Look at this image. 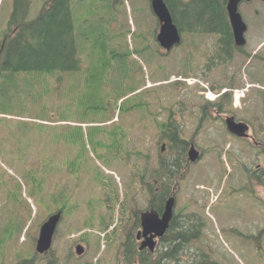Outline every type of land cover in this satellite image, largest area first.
I'll return each instance as SVG.
<instances>
[{
    "label": "rangeland",
    "instance_id": "1",
    "mask_svg": "<svg viewBox=\"0 0 264 264\" xmlns=\"http://www.w3.org/2000/svg\"><path fill=\"white\" fill-rule=\"evenodd\" d=\"M100 1L104 4L103 0ZM130 2L131 5L129 4ZM130 2H128L127 8L125 4L123 5L125 7L124 10L119 8L120 12L114 28L116 29L119 25L118 27H125L124 30H126V28L132 26L134 33L140 31L139 25L142 24L146 31L145 14L142 13L141 8L135 6V0H130ZM137 3L138 6L141 5L138 0ZM142 3L145 5L144 0H142ZM5 4L6 0H0V16L2 19H5L7 16V11L4 10ZM82 10L83 9L79 8L77 13L80 14L79 16H81ZM254 18H256V16H254L253 13L249 35L247 34V36H250V38H248L249 45H247L245 49L249 54H251L252 51H256L259 36L257 34L259 27L256 25ZM81 21L84 22V20ZM148 29L151 32L152 24L148 25ZM147 37L149 38L151 47H154L156 50L158 48L161 57L157 59L155 57V62H153L151 50L142 53L133 51L132 48L142 46L139 39L137 42L134 39H132V41L128 39L122 40V44H129L131 54L125 57V64L121 62L116 64V70L114 69L115 61L112 62V67L109 68L108 75L104 78L103 85L100 86L99 89L93 87V81L99 77L98 74L101 70V64L96 61L97 58L95 56H91L92 61L89 64V67H91L84 75L70 74L69 81L68 83L66 81L64 87L58 86L56 83L55 88L58 91L55 90V92L53 90L52 92L50 91V86L48 82L45 81L44 74H21L14 75L12 78H5L4 91H0V118H2L0 119V125L5 127V131L8 129H17L18 131L14 137L9 138H7L6 135L4 136L5 131H3L2 134L0 133V138H2L0 140V146H5L7 148L6 157H4V159L0 157V170H6L9 176H14V179L22 184L23 191L19 192V187H17V190L13 192L15 185L14 182L10 181L12 178L4 176L3 183H6L4 182L5 179L9 184L6 188L0 187V234L3 226L16 209V206H18V211L14 218V235L11 239L12 241L7 240L6 245L0 251V264H17L19 258L24 259L32 257H36L37 264H46L47 262L46 257L33 256L35 254L33 239L38 237L40 225L45 220L47 213L53 211V203L46 204L50 208V210L46 212L47 207L45 205L41 206L40 204L39 192H37L36 195L31 193L30 184L25 178L23 169H25V165L26 169L28 166L40 169L42 159L49 155H52V159L56 162H60L61 164L67 163L71 176L69 180L68 173L65 172V165L60 166V168H62V173L57 175V177L49 175V179L44 185L45 190L43 191V195L45 198H58L59 193H57V185L60 183H63L66 187L64 190L65 194L68 193L69 190L71 191L69 194L70 199L74 196H78L76 199L74 198L72 200V210L67 214V217L59 226L60 232H58V236L54 241L53 249L57 251V254L62 260H65L69 255L71 261L76 263L82 262L77 258L72 259L76 257V255H73L70 251H74L75 254V248L77 246L75 243L79 238L72 240L70 236L73 233H80L83 231L84 227H91L89 224L91 209L88 208V212L85 201H87V204L90 202V206L93 208L98 207L99 201L91 191L93 192L94 188L97 190L96 195L100 199L102 198L101 189L103 186L94 179V176L96 179L102 177L103 173H101L100 169H103L115 174V187L112 186V176H109L111 175L109 172H106L108 176L104 179L106 184L112 187V190L115 188L118 189L119 184L120 200L116 207L115 218L112 221V223L117 224L116 229H118V231L113 237L110 236L107 238V236H105L104 242H102V238L100 237L99 247L96 244V234H90V243H80L86 251L81 259L84 260L83 262L92 261L93 264H120L121 258L119 257L121 253L120 249H117V246L120 247L119 239L123 232L120 228V223L122 220H128V216L132 209H137V207L143 209V207H147L149 197L146 187L138 180L142 176L136 179L134 176H130V172L134 171L138 174V171H141V175L144 174L147 181H151V173L154 171L153 169L158 166L159 149L163 144L162 141L159 145L161 139L159 124L167 122L170 116L169 109L171 107H173L178 115L177 118L180 127L183 129L184 137L186 139H194L199 147L212 149L211 153L203 155L201 159L203 160L202 162L188 167L187 176L183 179L182 187L179 189V207L184 206L192 197H197L201 203L200 206H202L206 200H208L209 203L213 196L211 194L208 195L206 192L202 193L197 188L201 184H204L209 190L212 189L213 186H216L217 188H213L215 189L214 200L209 203L207 207V212L211 220L209 218V220L205 219L206 227L203 230L207 238L201 239L208 244L207 248L210 258L212 256L213 259L218 261V264H264V235L261 233V229L264 228V215L259 213L261 210H264V207L259 205V207L255 209L251 200L242 198L244 195L241 197V192L235 188V183L239 188L238 185L243 181V175L240 173V176H237L236 172H234V168H229V159L231 156H234L235 153L237 154L236 158H244L248 154L241 152L242 143L235 142V144H233L234 140L230 137L222 139L218 135H213L212 132L217 130L215 128L217 123L214 124L212 129V121L209 120L203 122V124L199 126L200 114L203 116L204 112V94L201 92L200 84L204 83L208 86H213L215 89L219 88L222 85L224 76L226 75L229 77L228 72L231 69H235L234 67L238 65L240 58H236L233 64L227 65L226 69H224L223 66L217 67L214 76V74H212L213 70L208 73L206 69L207 59L211 56L210 53L213 51V43L210 36H206L203 39V43L205 44L203 47L196 36L193 34L186 35V44L193 46L197 45L198 41L200 42V50L191 54L190 62L188 60L190 54H188L183 47H176L169 54L164 55L165 51L158 47L159 45L157 42L151 40L148 32ZM118 58L120 61L123 59L122 56ZM109 59L110 56L104 59L103 62H107ZM94 61H96V63L92 65ZM123 65L127 67L133 66L134 72L129 71L127 75L123 74L121 76L120 72ZM139 66L143 68V71H135ZM243 74L245 75V72H243ZM234 76L235 73L230 74V78H234ZM167 77H171V81L179 80L183 82L186 78L190 79V83L194 82V80L198 83L194 86H189L187 84L188 82H186L185 85L178 83L172 86L171 84H166L167 80L163 81ZM109 80L112 82L110 83ZM98 82L100 83L101 79H99ZM146 82H148V87L159 85L157 91L148 95L149 92L144 91L145 87L143 86ZM234 82L238 84H242V82L245 83V78H243L242 81L234 80ZM254 83L257 84L256 81ZM160 84H162V86H160ZM129 86L142 87L141 91L144 92L142 94L140 93L141 95L139 94V97L146 99V101L149 99L151 100L149 119H142L144 116L143 114L146 115V112L134 110L127 113L126 118L123 120V114L121 115V113H119L120 110L118 112L116 99L120 95L128 94ZM51 88H54L53 82H51ZM236 88H239L242 93V89L245 87L233 86L232 90H238ZM220 91L221 90L218 92ZM79 92L83 93V95L78 100L74 95ZM255 92H257L256 89L252 91V94H255ZM244 95H247V98L245 101L242 100V105L248 107V113L250 117L253 118L251 107L252 100L250 99L248 101L249 95L246 92ZM131 96L135 95L128 96L129 98L123 103V110L126 106L133 105L136 99L138 100L139 98L138 96ZM199 103H201L200 106ZM98 107H102L104 110L95 114L87 113V111H92ZM61 108H65V110L63 112H58L57 110ZM181 109H183V111H181ZM235 113L237 116L246 118L242 110H237ZM115 114L120 117L119 123L113 127H111V125V129L116 127V130L119 131V125H121L123 134H127L128 132V138L123 140V146L130 154L126 156L127 158L124 161V165L114 158L113 153L102 156L100 147L98 146L100 139L97 132L101 131V126L109 119L114 118L113 116ZM55 119L67 120L70 124H83L84 143H73L72 140H75L76 131H74L72 126L68 127L65 124H58V126L53 128L47 127L49 129L46 132H41L40 128L42 124L49 125ZM215 120L221 123V120H218V118ZM259 123L260 122H257L258 127ZM53 124L56 123H52V125ZM60 131L66 133L67 138L70 140L68 154L65 149L58 151L55 149L54 143L57 139L56 132L59 134ZM22 133H26L27 137H22ZM223 135H225V133H223ZM33 137H35L36 141L34 145L27 150V155L23 156L24 162L22 163L23 160L19 161L16 154L11 152V149L14 150L17 146H26ZM212 137L214 143H222L224 147L223 150L218 152L215 148H212L214 144L212 143ZM41 142H44L45 145H41ZM228 142L232 144L231 150H225ZM138 151L142 153L139 159H137L136 156V152ZM168 153L169 152H166L165 154ZM125 164H127V167ZM10 165L13 168L8 167ZM89 173L94 176H90L88 181L87 175ZM227 173L228 176L225 181L224 178ZM236 178H238L237 181ZM129 180L130 184H128ZM68 181L69 188L66 186ZM90 189L91 191L89 192ZM127 194L129 196L128 198ZM257 194L264 197V190H258ZM25 197H29L33 201L34 207L39 209L38 218L28 216L29 212L27 205H24V209H22ZM247 197L249 198L248 195ZM123 204L126 205V214L122 217ZM192 209V204H186L185 211H190ZM99 212H103V208H99ZM103 215H105V213H103ZM123 221L122 224L124 223ZM82 225L84 227H82ZM112 227L113 224L109 226L108 230L112 229ZM26 231H28L27 235L25 234ZM100 232L105 233L107 231L104 230ZM197 246L205 248L204 244L201 242H198ZM197 246H195L194 243L189 244L191 252L185 255V260L198 258L199 254L193 252L196 251ZM175 263L178 264L179 262Z\"/></svg>",
    "mask_w": 264,
    "mask_h": 264
},
{
    "label": "trees",
    "instance_id": "2",
    "mask_svg": "<svg viewBox=\"0 0 264 264\" xmlns=\"http://www.w3.org/2000/svg\"><path fill=\"white\" fill-rule=\"evenodd\" d=\"M99 1L100 0H87L86 6L81 8L83 9L81 16L78 19H75V13H78L79 11L77 5L74 7L75 0H54V3L51 4L49 8H45V11L37 19H33V21L29 20L30 22L28 20L21 21L20 23L22 27H19L15 31L11 29L8 33V40L3 46V50H1L2 62L0 74H2V76L0 77V91L5 87L6 77L12 78V76L21 75V73L27 75H32L34 73L44 74L45 81L48 82V84V75L55 76L58 85L64 84L66 81L68 83L70 74H85V72L82 74L79 72L82 68L83 56L86 53H89L90 56H95L97 58L96 61L101 64V70L98 74L99 77L93 81V87L99 89L100 86L103 85L104 78L108 75L109 68L112 67V62L115 61L114 69L116 70V64L120 62L124 63L125 57L131 54L129 44L124 45L121 41L127 39L128 35L131 34V37L135 41H138V39L140 41L146 39L145 32L141 25H139L140 31L134 33L130 28H126V30H124L125 27L122 26L116 27V29L114 28L115 25L113 24V21L115 19V13L113 11V3L116 1L117 8L118 5L122 4L123 0H110L108 4H102L101 8H99ZM166 2L168 3L175 17V22L180 29H195L190 32L202 34L218 33L222 37L219 42L222 51L226 49V55L229 54V56L232 51L234 53L232 30L229 21L224 15L221 0H190L189 3L185 4H183L181 0H166ZM104 9L105 11H103ZM104 14H107V17L103 18ZM80 20H84V23ZM147 48L148 45L144 44L139 48L140 50L137 49L136 52L140 53ZM108 56H110V59L107 62H103ZM119 56L123 57L121 61L118 58ZM96 61L92 62V65L96 63ZM90 67L88 69H90ZM129 71L134 72L130 66L127 67L126 65H123L120 74L121 76L123 74L127 75ZM99 79H101L100 83L98 82ZM109 82L111 83L112 81L109 80ZM173 84L177 85L178 83ZM128 89V94H130L131 92L134 93L139 88L129 86ZM152 89L147 92L155 93L157 91V87H153ZM128 94L118 96L116 99L117 102L120 98ZM82 95L83 93L79 92L74 96L79 100ZM140 95L137 96L139 97ZM150 103V100L146 101V99L139 97L133 105L126 106L124 110L123 105H121V110L125 112L134 110L146 112V115L143 114V119H147L149 117L148 114L150 113ZM172 108L173 107L169 109L170 116L169 119H167L168 121L159 124L160 129L164 131L170 141L169 148L171 150V155H169L166 160H164L163 157L162 164L153 169L160 177L161 182L163 181V177L171 179L173 175H171V172L181 168L186 160L187 150L190 145V142L181 137V130L177 123L178 121L173 119L171 114ZM64 110L65 108H61V110L58 109L57 111L63 112ZM103 110L102 107H98L92 111H87V113L95 114L100 113ZM56 121L67 122V120L64 119H57ZM0 126L2 127L3 125ZM72 127L74 128V131H76L75 140H72V142L84 143L82 127ZM48 129L49 128L45 125H41V132H46ZM16 133L17 132L14 129H8L7 138L14 137ZM109 133L111 136H109ZM97 134L98 136L102 135V138L98 142L100 150H103L106 153H112L116 148V160L124 165V161L127 158L126 156H128L130 152L125 155L122 154L126 151L123 146V140L127 139V136L122 132V128L119 131L116 130L115 133L113 131L102 129L101 131H98ZM109 139H111V141ZM35 141V137H33L26 146L22 145L14 150L12 149L11 152L15 153L18 160L21 161L23 160V156L27 155V150L34 145ZM43 144L44 142H41V145ZM54 146L56 151L65 149L68 154L70 140L67 138V134L61 131L57 135ZM141 155L142 153L140 151L136 152L137 159H139ZM23 162L24 160L22 163ZM40 165V169L28 167L24 172L25 178L30 184V188L33 186L30 189L31 193L36 195L37 192H40V204L55 203V201H57L62 203V207L65 209L70 198L65 194V185L63 183L57 185V193H59L58 198L50 197L46 199L42 192L45 190L44 185L47 183L49 175L57 177V175L62 173V168H60L61 165H65V172L68 173L67 163L61 164L60 162H56L52 159V155H49L42 159ZM125 166L127 167V164H125ZM140 176L142 177L139 178ZM137 178H139L138 180H140L143 185L146 183V178L144 174L141 175V171H138V174H136V179ZM170 182H172V180ZM170 185L168 186L170 187ZM168 192L169 189L165 192V199ZM163 196L164 195H162V197ZM162 197H160L161 204L158 203V201L151 202V205L158 211L163 209L165 199ZM118 201L119 192L116 188V203ZM17 207L18 206H16V208ZM16 213L17 209L13 211L12 215L9 217L10 219H8L2 228L0 234L2 237L0 239V246H2V248L5 246L6 240H11L14 235V218ZM185 225H187L185 228L178 227V220L175 218L169 231L164 237V241L168 242L167 247L166 249H163L162 253L159 254L156 259H154V256L148 250L139 252L137 246L134 245L135 241L133 236H129L125 246V260L127 259V264H135V260L137 261L136 264H176L175 262L179 261V257L185 250L184 244L191 239L198 238L196 237L198 231H196L195 227L191 226L189 228L188 223ZM192 230L195 231L196 234H193L195 232L192 233ZM1 250L0 247V251ZM203 253V256L199 255L198 258H193L182 264H209V261L207 260L208 257ZM32 261L33 259L19 258L17 264H32ZM46 264L66 263H63L59 258L54 260L49 258ZM178 264H180V262Z\"/></svg>",
    "mask_w": 264,
    "mask_h": 264
},
{
    "label": "flooded vegetation",
    "instance_id": "3",
    "mask_svg": "<svg viewBox=\"0 0 264 264\" xmlns=\"http://www.w3.org/2000/svg\"><path fill=\"white\" fill-rule=\"evenodd\" d=\"M221 2L224 9V15L225 17H227L228 0H221ZM256 2L261 3V5H259L255 11V14L257 16V26L259 27L258 44L255 54L251 55L248 58V63H252L253 61H255V67H253L252 72H256L258 87L261 90L259 98L261 99V104H264V0H242L240 6L243 4L251 6ZM53 3L54 0H6L5 11H7L6 21L8 24V28L17 30L19 27H22L20 23L21 21H27L28 19L32 20L40 10L49 8ZM182 3L184 2L182 1ZM242 13L244 14V18L249 19L248 12L242 11ZM8 36V33L2 35V47L3 44L7 42ZM225 83V85H232V83L228 80H226ZM216 106L220 107L219 104H217ZM217 107L214 108L215 111H217ZM247 114L250 117V114ZM245 121L249 125V130L251 132V136L245 140L249 146L251 145V147L253 146L256 149H254V151L252 152L249 151V154L244 157V159H246L247 161L244 166V177L246 178L244 185H249L253 189L257 188V191L258 188L264 190V118L260 121L259 127L257 125L258 119L255 117L251 118L250 121L248 119H245ZM250 157H254V159L253 161L249 162ZM164 187L165 184L162 185V189H164ZM257 191L253 194L256 195ZM258 199L264 205V197H258ZM175 218H177L178 220L180 219L179 215H177L174 216L171 222H173ZM178 226H180V224H178ZM113 234L116 235V225L115 229L113 230ZM163 239L164 237L162 238V241L165 243Z\"/></svg>",
    "mask_w": 264,
    "mask_h": 264
},
{
    "label": "water",
    "instance_id": "4",
    "mask_svg": "<svg viewBox=\"0 0 264 264\" xmlns=\"http://www.w3.org/2000/svg\"><path fill=\"white\" fill-rule=\"evenodd\" d=\"M240 0H229V11H230V18L231 23L234 29V35L236 39V44L238 46H242L245 44L244 33L246 31V25L243 22L240 14L238 13V3ZM152 5L155 14L160 19L162 26L160 32L157 36V40L160 45L165 48L167 51H170L175 45H178L181 41L180 33L178 28L173 24L172 17L166 4L163 0H152ZM228 128L233 132L240 136L244 135L245 128L243 125L236 124L234 120H228L227 122ZM199 158V153L197 150L192 147L191 151L189 152V160L192 162H196ZM173 206H174V199H169L166 210L163 214V217L160 218L158 213L155 210L147 211L142 213V226L144 229L146 237L150 234H155L146 238L145 241L142 243V247L145 246L150 247V249H154L156 243L154 242V238L156 236H163L166 229L169 226V222L172 218L173 213ZM60 220V214L52 216L48 222H46L42 229L40 238L37 245V250L39 253L43 254L48 252L51 247L53 235L55 233L57 224ZM83 250L79 248V253Z\"/></svg>",
    "mask_w": 264,
    "mask_h": 264
}]
</instances>
